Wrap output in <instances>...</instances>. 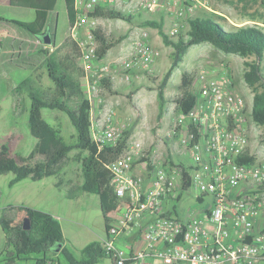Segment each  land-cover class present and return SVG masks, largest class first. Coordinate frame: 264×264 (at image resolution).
I'll return each instance as SVG.
<instances>
[{
    "label": "built area",
    "instance_id": "obj_1",
    "mask_svg": "<svg viewBox=\"0 0 264 264\" xmlns=\"http://www.w3.org/2000/svg\"><path fill=\"white\" fill-rule=\"evenodd\" d=\"M161 1L137 0V4L139 9L155 10ZM117 2L76 0L77 16L71 26V35L82 48L92 136L107 146H117L129 127L105 103L102 81L110 66H94L93 29L100 18L90 12L99 4L113 7ZM184 13L180 10L178 16ZM169 34L177 35V28ZM156 54L146 33L137 36L120 59L124 79H130L133 69L150 68ZM191 88L195 104L188 113L178 114L168 134L180 138V149L191 154L190 162L166 159L152 164L146 176L135 174L134 164L148 153L131 135L123 152L108 164L109 184L122 209L104 240L113 264H264V163L240 160L258 125L252 106L223 75L210 78L201 70ZM186 171L199 208L182 216L177 197Z\"/></svg>",
    "mask_w": 264,
    "mask_h": 264
},
{
    "label": "trees",
    "instance_id": "obj_2",
    "mask_svg": "<svg viewBox=\"0 0 264 264\" xmlns=\"http://www.w3.org/2000/svg\"><path fill=\"white\" fill-rule=\"evenodd\" d=\"M58 1L10 0V3L13 6L36 11V18L33 21L19 24L45 43L44 31L50 32L53 38L56 36L50 31L48 18L49 14L55 11ZM65 4L69 23L72 26L77 16L76 0H65ZM90 16L128 22H132L136 17L134 13H127L104 4H99L90 12ZM142 24L157 29L163 42L173 48L172 63L162 82L156 87L159 119L162 118L166 108L165 89L174 70L183 61L191 46L209 43L220 51L246 58L243 77L254 92L252 117L258 125L264 126V30L262 28L244 25L227 29L219 21L196 16L189 19L188 34H179L175 38L165 30L163 20L147 19ZM93 33L97 44L96 56L99 60L104 59L109 51L125 38L113 40L106 35L101 26L95 27ZM42 52L46 55L44 65L48 77L54 84L53 90L44 89L33 75L21 80L12 90L20 108H23L26 102L25 95L30 98L29 127L37 142L29 154L13 152L10 144L4 143L0 149V175L13 173L9 181L10 187L26 178L41 180L46 176H56L55 186L65 189L68 198L75 199L87 192L97 194L102 201L111 200V205H102L104 219L109 226L113 221L112 211L118 208L121 199L109 184L112 172L108 164L123 152L125 142L132 134V128L125 132V138L117 146L102 145L95 141L91 131V104L81 81L85 70L79 62L82 57L79 42L69 35L54 49H44ZM193 80L194 76L190 73L182 74L180 85L182 93L177 98L180 112L188 113L195 104V94L191 88ZM102 83L110 92H118L114 90L110 77H105ZM44 108L57 109L69 116L76 129L72 140L68 141L63 136L61 126L45 119ZM72 151H76L74 158L81 164L82 179L80 180L64 177V166ZM147 153L150 154L148 151ZM240 160L255 163L257 156L250 154V150L247 149ZM140 162H148L149 169L153 168L151 161L146 157L141 158L134 166ZM190 186V174L186 171L182 181V192L177 197L178 201ZM13 208L15 216L12 215ZM24 217L29 218L30 229L23 228ZM0 225L6 237L4 248L0 253V264H61V256L69 264H98L108 258L113 260L111 253L105 248L104 241L101 240L89 242L77 255L74 247L72 249L67 245L68 238L65 236L61 221L53 214L35 207L19 204L3 208Z\"/></svg>",
    "mask_w": 264,
    "mask_h": 264
},
{
    "label": "rangeland",
    "instance_id": "obj_3",
    "mask_svg": "<svg viewBox=\"0 0 264 264\" xmlns=\"http://www.w3.org/2000/svg\"><path fill=\"white\" fill-rule=\"evenodd\" d=\"M162 0L155 10L139 9L137 0H118L113 7L121 9L127 13H134L136 17L132 22L121 19L100 18L94 25L101 26L111 39L116 40L125 37L120 44L109 51L108 55L99 60H93L94 66L101 67L109 65L110 69L106 72L107 77L111 78L114 90L110 92L103 87V97L108 106H112L116 111L119 121L125 122L132 128V138L140 140L144 150L148 151V159L151 164H159L166 159L175 162H190L191 154H185L180 149V138H169L168 134L175 124L180 111L177 106V98L181 95L180 88L182 74L188 72L194 77L203 70L208 77L226 76L228 77L233 90L243 96L249 106H252L254 92L243 77L244 61L246 58L232 53H225L214 48L209 43L193 45L189 48L183 61L174 70L168 85L165 89L167 104L162 118H158L159 101L157 98L158 85L172 63L171 46L163 42L158 30L149 26H143V21L147 19H157L164 21L165 30L170 33L174 27L177 28V35H187L190 29L189 19L196 16L208 17L219 21L227 29H235L244 25L258 26L264 30V0ZM103 3V2H102ZM192 6V9H189ZM1 10L12 11L17 18L28 20L29 13H36L34 9L16 7L11 8L0 5ZM185 11L183 16H178V12ZM12 16V15H8ZM34 18V16H33ZM22 23L20 20H14ZM48 25L56 34V42L62 43L71 35V26L68 19L65 0H59L55 12L50 14ZM147 34V42L158 52L155 60L148 69H133L130 71V79H124L123 69L120 59L129 50V45L133 40L141 35ZM151 43H150V42ZM44 43V42H42ZM45 44V43H44ZM52 50L56 46L54 40L52 44H46ZM45 54L35 61L33 76L37 83L48 91L54 88L53 82L47 74L44 65ZM82 65V60H79ZM29 73L18 71L11 75L5 83L3 82L1 105L4 110L0 118V149L4 143H9L13 152L29 154L34 148L37 139L31 134L29 127L30 98L25 95L26 102L22 112L15 117L12 103L15 97L9 90V83L19 82ZM86 91V83L81 79ZM153 87L154 89H151ZM43 116L50 123L61 126L63 136L72 140L76 134V129L69 116L57 109H43ZM17 133L19 138H15L12 133ZM249 150L257 156V162L264 163V126L257 125L251 131ZM76 151H72L64 166L65 179H82L81 164L75 160ZM137 167L138 174L145 175L149 170L147 163L140 162ZM13 173L0 175V197L3 201H10L17 204L34 205L35 208L47 211L57 217L63 226L65 235L71 240L69 247L75 249L76 254H80V249L93 240L106 239L107 224L104 219L102 205H111L110 201H102L97 194L83 193L78 198H67L63 188H57L56 176H46L42 180L26 178L17 186L10 187L9 181ZM149 181L145 180V184ZM37 187V188H36ZM65 203L63 204L62 202ZM179 212L182 216H188L199 208L194 192L188 189L183 192L179 203ZM117 208V212L120 211ZM15 209L12 215L15 216ZM6 241L5 234L0 225V253ZM102 263V262H101ZM104 264H110V259H105ZM61 264H69L61 256Z\"/></svg>",
    "mask_w": 264,
    "mask_h": 264
},
{
    "label": "crops",
    "instance_id": "obj_4",
    "mask_svg": "<svg viewBox=\"0 0 264 264\" xmlns=\"http://www.w3.org/2000/svg\"><path fill=\"white\" fill-rule=\"evenodd\" d=\"M0 5H3L5 7H9V8L13 7V5H11V3H10V0H0ZM57 6H58V4H57ZM57 6H56V8H57ZM16 7H18V6H16ZM53 12H55V11H53ZM53 12H51V13H53ZM12 13H13L12 11H8V10H4V11L1 10L0 11V45H1V49H0V101H1V96H2L1 86H2L3 82L5 83L6 81H8V79H10L9 77H11V75H13V74H16L18 71H20V72L22 71L24 73H28V71H29V73L31 75H33L35 61H38L37 58L44 54L42 52V50H44V49L48 50L49 49L48 45L42 43V41L36 35L31 33L30 31H28L23 25L14 21L16 19L20 20L21 22L33 21L36 18V13H34V14L29 13L30 18L28 20H22L21 18H17L15 16V14H12ZM50 14H49V17H50ZM8 15H12V16H8ZM33 16H34V18H33ZM48 20H49V18H48ZM49 27H50V30L52 32H54L52 30L51 26H49ZM70 31H71V29H70ZM53 39H54L55 46H58L61 44V43L56 42V36H54ZM26 77H28V76H25L24 78H26ZM24 78H22V80ZM19 82L11 81L9 83V90H10V93L12 94V96H14V94L12 93V90L16 86V84H18ZM0 106H1V112H0V118H1L4 108L1 105V103H0ZM12 109H13V113H14V117H15V122H17L16 117L18 118V115L22 112V108L18 107L16 97H15V101L12 103ZM12 135L15 136V138L20 137L15 132L12 133ZM133 172L135 174H138L137 167H134ZM22 181L17 183L15 186L20 184ZM15 186H13V188ZM69 199H71V198H69ZM62 203L64 204L65 201ZM11 205L15 206V205H19V204L14 203V202H10V201H3L2 197H0V215H1L3 208H5L7 206H11ZM28 206L37 207L34 205H28ZM121 211H122V209L119 212H117L116 210L112 211L113 220H115L119 216ZM107 228H108V225H107ZM107 231H108V229H107ZM106 235H107V233H106ZM70 242H71V240L68 238L67 245L70 244ZM110 262H111L110 264H113L111 259H110ZM98 264H104V263L102 262V263H98Z\"/></svg>",
    "mask_w": 264,
    "mask_h": 264
},
{
    "label": "water",
    "instance_id": "obj_5",
    "mask_svg": "<svg viewBox=\"0 0 264 264\" xmlns=\"http://www.w3.org/2000/svg\"><path fill=\"white\" fill-rule=\"evenodd\" d=\"M43 39L46 44H52L53 43V37H51L50 33H47L46 31L43 32ZM23 228L24 229H30L31 228V222L28 217L23 218Z\"/></svg>",
    "mask_w": 264,
    "mask_h": 264
},
{
    "label": "flooded vegetation",
    "instance_id": "obj_6",
    "mask_svg": "<svg viewBox=\"0 0 264 264\" xmlns=\"http://www.w3.org/2000/svg\"><path fill=\"white\" fill-rule=\"evenodd\" d=\"M51 31V30H50ZM47 33H50V32H47Z\"/></svg>",
    "mask_w": 264,
    "mask_h": 264
}]
</instances>
